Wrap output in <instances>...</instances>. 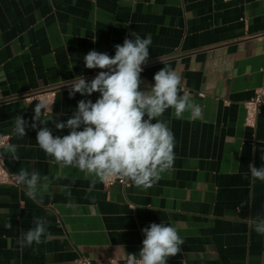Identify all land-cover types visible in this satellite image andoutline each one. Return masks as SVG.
Listing matches in <instances>:
<instances>
[{
    "label": "crops",
    "instance_id": "crops-1",
    "mask_svg": "<svg viewBox=\"0 0 264 264\" xmlns=\"http://www.w3.org/2000/svg\"><path fill=\"white\" fill-rule=\"evenodd\" d=\"M151 34L150 57L141 85L167 66L181 77L182 92L202 109L193 117L163 119L175 136V161L153 187L97 183L88 192L86 173L61 168L39 148L37 131L53 135L78 101L99 93L69 96L68 82L91 81L100 69H87L90 50L115 55L130 33ZM264 0H0V136L16 145L20 160L2 154L9 171L33 168L53 180L37 203L24 188L0 186V264H124L138 254L151 223L176 226L181 252L167 264H264V236L250 227L264 215V182H253L248 165L264 166V105L255 128L245 126L243 103L264 81ZM95 40V41H94ZM55 87L46 125L32 129L37 100L23 94ZM29 122L27 135L14 134V117ZM155 122V121H153ZM65 177H67L65 179ZM71 185V196L60 186ZM71 204V206H69ZM250 205V206H249ZM134 207L136 208L132 210ZM34 217L48 221V242L21 248V232ZM11 229L5 228L7 222Z\"/></svg>",
    "mask_w": 264,
    "mask_h": 264
},
{
    "label": "clouds",
    "instance_id": "clouds-1",
    "mask_svg": "<svg viewBox=\"0 0 264 264\" xmlns=\"http://www.w3.org/2000/svg\"><path fill=\"white\" fill-rule=\"evenodd\" d=\"M130 35L131 39L125 38L122 45L114 46V56L96 50L84 55L85 67L100 71L91 81L77 76L68 82L69 96L99 93V97L95 102L81 99L66 122L55 123L57 130L67 128L68 134L54 136L47 126L37 131L36 143L47 157L61 168L86 173L90 181L88 192L98 182L113 180L141 190L153 187L175 161V136L169 122L163 119L164 113L171 109L176 118H182L186 111L193 117L200 116L202 111L186 92H182L181 77L170 67H162L154 74V84L141 89L144 83L142 65L149 60L152 37L148 34L142 38L134 32ZM51 111L52 104L43 100L37 102L31 128L36 129L37 123L46 125L52 117H44ZM28 127L29 122L22 116L14 117L17 138L25 137ZM5 155L13 161L20 160L16 145L5 146ZM248 170L253 182H264V166L250 163ZM11 176L24 188L28 198L37 203L53 180L60 179L42 175L36 168L29 172L27 167H21ZM75 182L74 177L69 184L60 186V190L70 197L71 185ZM136 208L142 207L132 210ZM32 223L31 228L20 233L17 243L21 248L48 242L47 219L34 217ZM4 227L11 229L12 225L8 221ZM250 227L264 236V215L253 218ZM142 232L141 249L138 254L128 253L125 264H167L170 257L181 252L184 239L176 226L151 223ZM32 251L38 252V247H32Z\"/></svg>",
    "mask_w": 264,
    "mask_h": 264
},
{
    "label": "built area",
    "instance_id": "built-area-1",
    "mask_svg": "<svg viewBox=\"0 0 264 264\" xmlns=\"http://www.w3.org/2000/svg\"><path fill=\"white\" fill-rule=\"evenodd\" d=\"M262 36H264V34L258 35V37H262ZM56 92L57 90L55 87L39 88L37 90L23 94L22 98L26 101L37 100L39 102L43 100L49 103L50 105L51 104L53 105L56 97ZM262 105H264V81H262L261 85L255 89L253 96L247 99L243 103L244 112H245L244 114L245 126L255 128L257 122V116L259 114ZM8 141H9V135L4 134L0 136V186L10 185L15 188H20L21 186L17 185L11 176V173L14 172H11L7 169L5 159L2 154V148L8 143ZM114 183L121 184L122 186L127 185V183H121L120 181L117 180L103 183V185L107 187ZM123 261L125 264L126 257L123 259ZM78 263L93 264L87 258H80L78 260Z\"/></svg>",
    "mask_w": 264,
    "mask_h": 264
}]
</instances>
